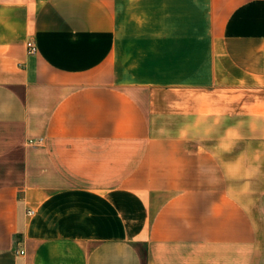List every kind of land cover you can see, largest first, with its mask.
Instances as JSON below:
<instances>
[{
	"label": "crops",
	"instance_id": "crops-1",
	"mask_svg": "<svg viewBox=\"0 0 264 264\" xmlns=\"http://www.w3.org/2000/svg\"><path fill=\"white\" fill-rule=\"evenodd\" d=\"M0 264H264V0H0Z\"/></svg>",
	"mask_w": 264,
	"mask_h": 264
},
{
	"label": "built area",
	"instance_id": "built-area-1",
	"mask_svg": "<svg viewBox=\"0 0 264 264\" xmlns=\"http://www.w3.org/2000/svg\"><path fill=\"white\" fill-rule=\"evenodd\" d=\"M27 51L28 52H34L36 50V45L33 40L28 39L26 41ZM20 252H23V249H20Z\"/></svg>",
	"mask_w": 264,
	"mask_h": 264
}]
</instances>
